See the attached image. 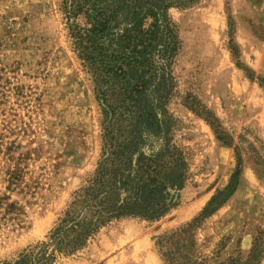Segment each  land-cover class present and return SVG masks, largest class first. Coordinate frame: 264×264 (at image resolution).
Masks as SVG:
<instances>
[{
	"label": "rangeland",
	"instance_id": "1",
	"mask_svg": "<svg viewBox=\"0 0 264 264\" xmlns=\"http://www.w3.org/2000/svg\"><path fill=\"white\" fill-rule=\"evenodd\" d=\"M62 1L0 0V264L47 239L102 154L104 113L72 50ZM169 16L182 42L168 104L187 164L179 206L156 222L115 220L57 264H164L158 238L224 192L239 157L237 191L203 223L195 250L227 263L217 257L230 243L231 259L256 251L264 264V0H197ZM199 113L217 120L226 141Z\"/></svg>",
	"mask_w": 264,
	"mask_h": 264
},
{
	"label": "trees",
	"instance_id": "2",
	"mask_svg": "<svg viewBox=\"0 0 264 264\" xmlns=\"http://www.w3.org/2000/svg\"><path fill=\"white\" fill-rule=\"evenodd\" d=\"M197 0H63L72 50L91 75L104 113L103 147L93 178L82 188L46 240L3 264H57L84 250L115 220L156 222L180 203L187 183L185 158L174 144L176 121L168 111L175 96L173 66L181 50L172 8ZM199 115L226 141L217 120ZM226 143V142H225ZM242 161L229 186L182 229L157 240L164 264H210L197 256L203 223L234 195ZM260 264L253 251L243 262Z\"/></svg>",
	"mask_w": 264,
	"mask_h": 264
},
{
	"label": "crops",
	"instance_id": "3",
	"mask_svg": "<svg viewBox=\"0 0 264 264\" xmlns=\"http://www.w3.org/2000/svg\"><path fill=\"white\" fill-rule=\"evenodd\" d=\"M198 236H200V234H198ZM243 242L245 243V247H243V251L246 252V251H248V249L251 245V242L248 240L247 237L243 238ZM232 252H233V245L232 244L230 245V243H229V245L225 246V249L221 252V255H219V257H217V260L223 261L220 259H225V258L229 259L232 256Z\"/></svg>",
	"mask_w": 264,
	"mask_h": 264
}]
</instances>
